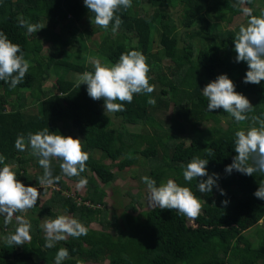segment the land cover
<instances>
[{"label": "trees", "instance_id": "trees-1", "mask_svg": "<svg viewBox=\"0 0 264 264\" xmlns=\"http://www.w3.org/2000/svg\"><path fill=\"white\" fill-rule=\"evenodd\" d=\"M256 6L264 11V0L242 5L238 0H132L131 8L117 13L123 23L112 32L111 26L105 31L91 22L93 14L83 0H0V31L20 45L31 65L16 88L0 81V155L6 157L5 163L12 166L20 182L36 187L40 197L43 196L50 187L40 188L38 177L43 169L38 158L30 150L17 151L14 141L18 134L27 135L47 127L50 132L81 140L83 150L89 154L81 177L92 185L90 191L77 198L82 201L77 204L76 198L68 194H78L74 190L70 192L66 181L77 182L79 177L64 176L60 161L53 158V175L61 178L53 185L56 190H50L49 200L38 199L30 209V214L36 210L38 213L37 218L34 215L30 219L31 241L22 246H8L3 236L14 232L16 221L13 218L5 224L0 216V264H54L61 247L69 252L63 264H98L103 248L108 251L105 264H264V245L258 242L263 232L257 231V241H249L239 220L241 211L250 212L264 225V200L253 195L264 175L225 172L235 156L234 132L246 128L250 122L238 125L221 109L206 111L207 100L202 94L205 85L226 74L235 84V90L248 100L264 95V81L258 85L243 83L247 65L235 62L233 43L238 30L221 27V22L229 25L232 18L243 14L244 7L260 15ZM175 8L181 10L178 25L171 17ZM209 15L217 22H210ZM20 17L45 26L47 30L42 38L50 43L49 55L40 54L41 46L33 42L38 32L27 34L18 24ZM94 35L99 38L98 43L91 39ZM195 40L198 44H194ZM79 49L86 56H78ZM93 50L97 51L94 56ZM132 50L146 56L149 83L155 90L151 94L134 95L133 101L125 104V111H104L103 100L93 101L87 95L86 85L75 87L78 73L93 70L89 54L103 64H114L122 53ZM183 67L192 72L180 75ZM50 78L51 87L44 89L42 83ZM18 92H22V99L28 97L34 104L22 109L11 103L12 96ZM149 98L155 99L154 106L147 103ZM252 100L249 101L255 111L248 115H264V100ZM112 114L118 119L117 127L105 125ZM138 123L142 126L137 133L125 129L127 124ZM207 148L214 150V156L204 151ZM134 155L147 163L143 176H149L158 185L160 174L167 172L169 179L189 187L205 202L202 201V212L192 220V225L173 210L149 208L142 216L136 213L129 216L123 209L112 215V227L93 234L87 226L93 210L103 216L108 214L104 208L105 192L94 179L103 187L108 186L117 177L116 172L131 166ZM194 157L208 159L206 170L209 175L218 174L216 183L225 195L216 187L211 193H200L196 188L198 179L183 180L182 166ZM29 165L36 171L27 169ZM87 171L92 177L86 175ZM219 197L226 198L227 206L221 204L225 200ZM129 206L125 209L129 210ZM53 209L75 216L88 228L87 235L80 237L89 243L87 247L72 237L51 249L36 243L39 236L36 225L47 217L53 218Z\"/></svg>", "mask_w": 264, "mask_h": 264}, {"label": "clouds", "instance_id": "clouds-1", "mask_svg": "<svg viewBox=\"0 0 264 264\" xmlns=\"http://www.w3.org/2000/svg\"><path fill=\"white\" fill-rule=\"evenodd\" d=\"M238 3L241 5L251 3V0H238ZM83 4L93 14L92 23L105 31L111 26V31L116 32L123 23L117 13L131 8L132 0H83ZM253 11L250 7L242 9L243 15L247 17V23L239 26L233 43L235 62H244L247 65L243 83L258 85L264 81V11L258 16L254 15ZM18 24L25 28L29 35L45 27L38 23H30L23 17L18 18ZM89 63L93 70L78 73L75 87L86 85L87 95L93 101L103 100L104 111L123 112L126 110L125 104H130L134 95L151 94L155 90V86L149 83L150 66L141 51L132 50L122 53L114 64H103L96 57H89ZM30 66L20 45L13 43L0 31V81L14 89L23 82ZM235 87L226 74H221L202 90L207 100L206 111L222 109L238 125L250 122L246 128H239L234 132L235 156L232 163L226 166L225 172L231 174L236 171L247 176H253L254 173L264 175V115L249 116L248 113H253L255 107L244 95L238 93ZM147 103L154 106L156 101L149 98ZM14 148L20 152L30 150L31 155L38 158V164L43 169L42 175L38 177L42 187H53L61 178L53 175V158L60 161L59 168L64 176L79 177L76 183L78 190L87 186L88 181L81 177V173L86 171L89 154L83 150L80 139L50 132L46 127L35 133L18 134ZM204 151L209 156L215 154L212 148ZM5 161L6 157L0 155V165H2L0 166V216L4 218L5 224L10 223L14 218L17 227L14 232L3 236V240L8 246L17 247L30 242L32 237L30 221L16 213H27L35 207L40 193L36 187L25 186L20 182L12 166ZM208 162V159L194 157L186 166H182L183 180L196 182L197 178H200L196 183L200 193H211L216 187L221 195H225L216 183L219 179L218 174L209 175L207 172ZM205 177L207 179H204ZM141 180L147 188V207L173 210L192 220L201 214L203 200L199 199L189 187L181 186L172 179L161 182L159 186L149 176H142ZM253 195L259 200H264V180L260 181ZM221 204L227 206L228 201H221ZM41 227L44 232V246L49 249L69 237L80 238L88 233V228L84 224L65 214L58 215L54 219H44ZM68 258V249L61 247L56 252L54 264H63Z\"/></svg>", "mask_w": 264, "mask_h": 264}, {"label": "rangeland", "instance_id": "rangeland-1", "mask_svg": "<svg viewBox=\"0 0 264 264\" xmlns=\"http://www.w3.org/2000/svg\"><path fill=\"white\" fill-rule=\"evenodd\" d=\"M15 2L18 0H14ZM144 8L145 5H141ZM258 11V13L260 14L261 9H256ZM171 17L172 19L176 22V24L178 25L179 21L181 20V10L180 8H175L174 10L171 11ZM209 20L212 23H216L217 21L215 20V18L213 17V15H209ZM28 19V18H27ZM247 23V19H245V16L243 14H240L238 16H235L234 18H232L231 23H229V25H225L224 22H221V27L223 28H228V29H239V26L242 24H246ZM43 26V25H42ZM46 28L44 27L43 29H41L40 31H38V36L36 38H34V43L37 45L41 46V51L40 54L41 55H49V51H50V43L48 42H44L43 41V35H45L46 32ZM58 28L54 29V32H57ZM181 31V29H180ZM187 34L185 33V36ZM94 39L96 41V43L99 42V38L96 37L95 35L91 38ZM88 46L90 47V42H87ZM194 44H198V41H194ZM93 48V47H92ZM94 49V48H93ZM97 51H92L93 56L96 54ZM77 55L78 56H86L85 52L82 50H78L77 51ZM88 57H91L90 54ZM191 69L187 68V67H183L179 70V74L180 75H186L191 73ZM53 82V79H47L42 83V87L44 89H49L51 87V83ZM237 91V90H236ZM238 92V91H237ZM21 93L22 92H18L16 95L12 96V99L10 100L11 103H15L18 107L25 109L28 107H31L34 102L31 101L28 97H26L25 99L21 98ZM239 93V92H238ZM253 99L252 101H263L264 100V95L262 96H258V98H250L249 100ZM255 99V100H254ZM32 109V108H31ZM221 112L224 114L225 112H223V110L221 109ZM221 124H223V121L221 122ZM105 125L107 127H117L118 126V119L115 115H109V117L107 118V121L105 122ZM142 126V123H138V124H127L125 125V129L128 132H134L137 133L140 130V127ZM224 138L221 139V141ZM126 157H129L130 154L128 153V150H126ZM129 155V156H128ZM97 158L98 155H96ZM132 164L129 168L127 169H123L120 172H116L117 177L113 180V182H111L108 186L103 187L96 179H94L96 185L98 187H101L103 189V191L105 192V198H104V202H105V210L108 212V214H106V216H103L101 212H99L98 210H93V215H92V220L90 221V223L87 225L91 231L93 232V234H97L99 232H101L103 229H106V227H112V215H118L120 213V211H122L124 209V212L126 214H128L129 216H132L133 214H142L144 215V212L147 211L146 209H149V207L146 206V195H147V188L146 185H142L143 182L141 180V177L144 175L143 173V169L146 168L147 163L145 162V160L143 158H141L139 155H134L132 156ZM106 164L109 163L108 160H104L102 161ZM32 166L29 165L27 169H32L35 170V168H31ZM86 175L89 177H92L91 174L87 171ZM169 179V175L167 172H162L160 174V177L158 179V185L161 182H165ZM198 181L200 178H197ZM206 179V178H204ZM76 183L77 182H73L71 180H68V182L66 181V186L69 187L70 192H72V190L76 191V193L78 194L77 196L72 195L71 193H69L68 195L70 197H75L76 198V203H80L82 201H79V196H84L86 194L87 191H90L92 189V185L91 184H87V186L84 189L78 190L76 188ZM40 188H43L40 185ZM56 190L55 187H50L49 190H45L46 193L41 196L39 198V200L45 202L46 200H49L50 197V190ZM89 189V190H88ZM64 195H66V193H63ZM220 200H225V197H219ZM130 205L129 210L125 207ZM39 208V207H38ZM37 208V209H38ZM135 210V211H134ZM141 211L140 213H137ZM54 212V216L53 219L61 214H66L62 209H53ZM21 215L25 216L26 219H28L30 221V219L32 218V216L35 215V217H38V213L37 210L35 211V213L30 214V210L27 213H20ZM141 215V216H142ZM71 216V215H69ZM182 216V215H181ZM72 217V216H71ZM75 216H73L74 218ZM104 217V218H103ZM185 220V222L188 225H192V219H189L185 216H182ZM49 217H47L48 219ZM76 219V218H75ZM239 220H240V224H241V229L243 234L248 238L249 241H257L259 238V235L257 233V231H262L263 234L260 236L261 240H259L258 242L261 241L260 246L264 245V225L262 220L256 218V216L253 213L250 212H243L241 211L239 213ZM109 221V222H108ZM41 223H39L38 225H36V228L39 229V233H38V237L36 238V243L40 246L45 245V239H44V232L42 230L41 227ZM32 226V225H31ZM16 227H17V223H16ZM111 232V231H110ZM77 240H79L80 242H82V244L87 247L89 245L88 242L81 240L80 238H77ZM230 242V241H229ZM107 249L103 248L100 253L99 256L97 258V262L98 264H105V256L107 254ZM41 264V263H40ZM88 264V263H86Z\"/></svg>", "mask_w": 264, "mask_h": 264}]
</instances>
